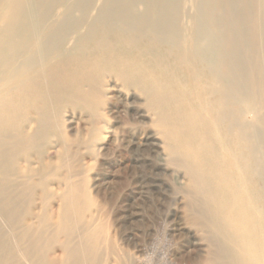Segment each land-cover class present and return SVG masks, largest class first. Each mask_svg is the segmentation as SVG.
<instances>
[{"label":"bare ground","instance_id":"1","mask_svg":"<svg viewBox=\"0 0 264 264\" xmlns=\"http://www.w3.org/2000/svg\"><path fill=\"white\" fill-rule=\"evenodd\" d=\"M132 88L140 144L199 202L177 229L206 235L207 264H264V0H0V264L131 263L82 160Z\"/></svg>","mask_w":264,"mask_h":264},{"label":"rangeland","instance_id":"2","mask_svg":"<svg viewBox=\"0 0 264 264\" xmlns=\"http://www.w3.org/2000/svg\"><path fill=\"white\" fill-rule=\"evenodd\" d=\"M108 81L111 84L117 82L110 78ZM123 91L129 92L128 106L123 97H115L105 107L106 111L103 110L107 115L104 122H110L102 125L105 128L110 126L111 130L105 131L112 133L95 142L94 147L98 146V151L93 149L92 155L88 154L91 153L89 149H82L86 151L82 162L86 166L88 187L96 201L89 214L96 222L105 223L110 235L107 244L113 242L120 254L131 257L130 264H207L208 259L216 255L217 248L206 240V235L197 233L199 236L195 241L199 245L194 249L186 232L177 229L183 224L193 232L198 231L190 223L200 209L199 202L186 195L187 186H183L187 185L184 181L186 173L173 160L170 161L162 149H156L150 143L140 144L144 132L154 133L156 130L149 123L150 118L142 119L135 114L147 110L145 98L133 88ZM110 106L114 107L115 113L108 111ZM68 130L70 135H76V124ZM50 152L55 158V150ZM193 249L191 257L189 252Z\"/></svg>","mask_w":264,"mask_h":264}]
</instances>
